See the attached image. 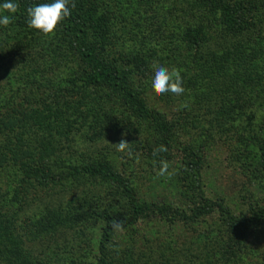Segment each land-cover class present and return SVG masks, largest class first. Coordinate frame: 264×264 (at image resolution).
Instances as JSON below:
<instances>
[{
	"label": "trees",
	"instance_id": "obj_1",
	"mask_svg": "<svg viewBox=\"0 0 264 264\" xmlns=\"http://www.w3.org/2000/svg\"><path fill=\"white\" fill-rule=\"evenodd\" d=\"M16 2L0 27V264H264V0H70L48 36L27 24L48 0ZM156 63L183 76L171 116L149 102ZM219 140L242 202L206 190ZM22 182L49 190L20 206Z\"/></svg>",
	"mask_w": 264,
	"mask_h": 264
},
{
	"label": "rangeland",
	"instance_id": "obj_2",
	"mask_svg": "<svg viewBox=\"0 0 264 264\" xmlns=\"http://www.w3.org/2000/svg\"><path fill=\"white\" fill-rule=\"evenodd\" d=\"M7 79L6 77H3L1 80V87H0V95L7 96V90L8 87L6 86ZM33 93V90H29ZM149 102L151 105L156 106L157 108L163 110L167 115L171 116L172 112H175L178 109V101L175 97H170V94L166 93L164 95H157L154 91V89L151 88L149 92ZM189 136V135H188ZM185 136L184 137H188ZM114 139L110 142L109 148L112 149V151L116 153H121L117 150L116 144L123 141H126V137L124 136H114ZM109 141V140H108ZM127 149H129V142L127 143ZM126 149V150H127ZM229 148L224 144V141L219 140L217 142L216 146H213V149L210 151L209 157H208V167L206 169V190L208 192V195L213 198H219L221 196H225L229 202L232 201H240L242 202V196L245 195L243 192V185L246 183L248 184L247 178L244 177L241 173H239L234 167L235 165L232 162V154L231 151L228 150ZM145 167V166H144ZM147 168V167H145ZM155 169V168H154ZM172 171L169 170V174L163 176V178H166L168 176L169 178H172L173 175L171 173ZM150 178V177H149ZM151 179V178H150ZM156 180L155 177L152 178L149 181H146L143 186H141L142 193L149 194L152 192V187L155 184ZM23 183L24 188L29 191L26 194V197L23 201H21L20 206L30 202L32 199L31 194L32 193H40L46 195L49 188H46L44 186H38L37 188H34L27 183ZM157 194L159 197L162 198H176L177 199V192L176 189H173L169 184H165V187L161 184L157 187ZM35 206H41L43 208L42 202L35 203ZM38 208L32 207V209L29 211V213L25 214V216H22L23 226H31V222H29V217L36 212ZM18 225V224H15ZM143 227V232H146ZM142 230V229H141ZM25 233V232H24ZM26 234V233H25ZM59 235L53 237L50 236V242L55 245L56 241ZM47 243V240H43Z\"/></svg>",
	"mask_w": 264,
	"mask_h": 264
},
{
	"label": "clouds",
	"instance_id": "obj_3",
	"mask_svg": "<svg viewBox=\"0 0 264 264\" xmlns=\"http://www.w3.org/2000/svg\"><path fill=\"white\" fill-rule=\"evenodd\" d=\"M75 5L70 0H48L45 3H39L27 9V24L30 29L38 30L45 36L55 33L57 26L71 16L72 8ZM19 4L16 0H0V27H7L14 15L17 13ZM151 88L157 95L166 93L182 96L186 89L180 70L170 69L164 63H156L152 66L150 77ZM183 107V106H182ZM117 150L125 152L127 141H121L116 144ZM165 145L153 150V155L167 152ZM169 174V163L161 161L157 175L165 176ZM113 230L122 228V224L117 221L111 225Z\"/></svg>",
	"mask_w": 264,
	"mask_h": 264
}]
</instances>
